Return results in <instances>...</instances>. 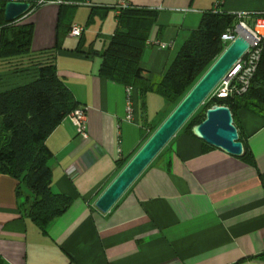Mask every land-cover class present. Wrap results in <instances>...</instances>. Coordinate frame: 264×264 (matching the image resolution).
<instances>
[{
	"label": "crops",
	"instance_id": "obj_1",
	"mask_svg": "<svg viewBox=\"0 0 264 264\" xmlns=\"http://www.w3.org/2000/svg\"><path fill=\"white\" fill-rule=\"evenodd\" d=\"M123 1L158 11L143 68L159 79L216 2L219 12L264 14V0H48L22 17L17 24L34 27L32 52L58 48V75L86 108L89 139L69 118L47 139L53 191L73 204L46 233L22 211L18 181L0 175V264H264V115L251 110L238 118L257 167L180 132L108 213L95 207L118 162L127 165L174 110L164 104L151 120L160 96L133 90L128 120L127 89L98 74ZM74 24L81 38L70 35Z\"/></svg>",
	"mask_w": 264,
	"mask_h": 264
},
{
	"label": "trees",
	"instance_id": "obj_2",
	"mask_svg": "<svg viewBox=\"0 0 264 264\" xmlns=\"http://www.w3.org/2000/svg\"><path fill=\"white\" fill-rule=\"evenodd\" d=\"M7 1L29 3L30 10L26 15L41 6L38 0ZM7 1L0 5V175L18 181L16 194L19 199L24 198L25 190L30 192L31 196L21 204L22 211L46 233L73 204L72 198L53 191L50 167L53 153L46 142L58 126L82 106L58 75V48L32 52L34 27L17 24L19 20L7 22L4 13ZM62 1V5L69 2ZM157 19V10L136 6L122 9L118 27L100 54L98 74L126 89L132 88L142 99L150 93L159 95L175 109L227 48L222 37L237 26L238 20L230 13L205 12L169 68L156 79L143 68V55ZM262 47L248 91L223 99L211 94L180 130L196 137L193 128L206 119L208 109L228 107L244 146L239 159L253 167H257V163L246 142L238 112L248 109L264 115V41ZM158 127L151 129L144 144ZM205 146L214 148L206 143ZM125 166L126 161L118 162L119 170ZM259 258L264 259V253Z\"/></svg>",
	"mask_w": 264,
	"mask_h": 264
},
{
	"label": "water",
	"instance_id": "obj_3",
	"mask_svg": "<svg viewBox=\"0 0 264 264\" xmlns=\"http://www.w3.org/2000/svg\"><path fill=\"white\" fill-rule=\"evenodd\" d=\"M29 10L30 4L27 2L9 1L4 8L5 20L16 22L26 16ZM248 48L249 42L243 36L237 37L227 46L199 82L98 198L95 207L100 212L108 213L117 204L207 98L213 94ZM193 133L199 140L232 157L240 158L244 153V146L239 139L232 112L226 106H213L208 109L206 119L194 126Z\"/></svg>",
	"mask_w": 264,
	"mask_h": 264
},
{
	"label": "built area",
	"instance_id": "obj_4",
	"mask_svg": "<svg viewBox=\"0 0 264 264\" xmlns=\"http://www.w3.org/2000/svg\"><path fill=\"white\" fill-rule=\"evenodd\" d=\"M7 0H0V5ZM48 0H40L39 4L42 5L47 3ZM9 2V1H7ZM57 3V2H54ZM222 2H216L213 13L219 12V6ZM82 5L89 6L90 4L85 2ZM127 2H121L115 8L119 11L122 9L130 8ZM234 15L238 24L234 29H229L226 34L223 35L222 40L226 44L232 43L237 37L243 36L249 42V48L243 55V57L235 64L231 69L226 78H224L221 83L217 86L213 92V96L223 99L232 95H241L248 91L251 81L256 73L261 53L263 50L262 43L264 41V14H259L257 16L252 15L250 12H235L230 13ZM253 18V19H252ZM84 33V28L80 25H72L70 29V35L75 38H81ZM158 45L163 49H168L172 47L171 43H158ZM133 93L132 88L127 89V119H133V103L131 100ZM68 118L75 126L78 135L83 137L84 140L89 139L88 126H87V113L86 108L79 107L73 113H71Z\"/></svg>",
	"mask_w": 264,
	"mask_h": 264
},
{
	"label": "rangeland",
	"instance_id": "obj_5",
	"mask_svg": "<svg viewBox=\"0 0 264 264\" xmlns=\"http://www.w3.org/2000/svg\"><path fill=\"white\" fill-rule=\"evenodd\" d=\"M228 45H229V44H228ZM154 76H155L156 79H157V76H158V75L155 74ZM154 98H156L157 102L150 103V107H149V109H148L149 113H148V111H147V113L149 114V118H150L151 120H154L155 117H156V119L159 118V117H160V112H161L160 110L163 108L164 104H167V103L164 101V99H162L161 97L155 96ZM199 111H200V110H199ZM181 132H182V131H181ZM178 133H180V131H179ZM172 140H173V139H172ZM172 140L168 143V145H167L164 149H166V150L168 149V147H169V145L171 144ZM164 149H163V150H164ZM163 150H162V151H163ZM162 151H161V152H162ZM165 152H166V151H165ZM165 152H164V153H165ZM162 153H163V152H162ZM162 153H161V154H162ZM164 153H163V154H164ZM163 154H162V155H163ZM158 156H159V155H158ZM157 158H158V157H156L155 160H156ZM155 160H154V161H155ZM154 161H153V162H154ZM153 162H152V163H153ZM152 163H151V164H152ZM151 164H150V165H151ZM150 165H149V166H150ZM23 202H24V199L22 198L21 203H23Z\"/></svg>",
	"mask_w": 264,
	"mask_h": 264
}]
</instances>
